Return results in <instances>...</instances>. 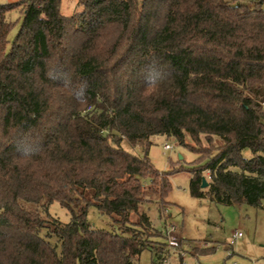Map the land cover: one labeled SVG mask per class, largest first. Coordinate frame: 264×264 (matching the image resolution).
<instances>
[{
  "label": "trees",
  "instance_id": "1",
  "mask_svg": "<svg viewBox=\"0 0 264 264\" xmlns=\"http://www.w3.org/2000/svg\"><path fill=\"white\" fill-rule=\"evenodd\" d=\"M61 2L18 5L9 50L15 7L0 6V264H136L154 244L164 253L140 207L151 197L165 216L171 176L185 170L154 167L156 136L198 154L194 198L263 209L264 0H79L72 16ZM54 202L69 223L50 215ZM91 206L112 231L89 223Z\"/></svg>",
  "mask_w": 264,
  "mask_h": 264
},
{
  "label": "rangeland",
  "instance_id": "2",
  "mask_svg": "<svg viewBox=\"0 0 264 264\" xmlns=\"http://www.w3.org/2000/svg\"><path fill=\"white\" fill-rule=\"evenodd\" d=\"M23 2L25 0H0V6L11 4L15 7L7 14V19L12 24L8 50L21 29L23 5H18ZM81 9L79 0L61 2V13L65 16H72ZM151 142L148 157L158 171L168 172L179 168L185 171L174 172L171 176L172 192L168 200L172 205L165 216L160 214L151 197L149 199L152 202L143 204L140 211L145 212L155 229L164 235L168 227H176L178 245L170 247L166 242L167 247L163 253L160 246L154 244L153 250L142 252L136 264H163V259H168L169 264H264V208L256 210L245 204L227 206L209 199L194 198L189 191L191 175L188 170L195 165L198 154L173 138L156 136ZM185 143L193 145L189 137L185 139ZM167 144L172 150H164ZM122 146L134 154H143L140 147L132 148L126 141ZM92 195L93 192L88 191L89 199ZM49 213L62 223L71 221V215L59 202H54L49 207ZM131 220L138 221V216L132 214ZM88 221L95 229L113 230L112 220L100 214L94 206L88 210ZM236 232L243 233V238L233 246H228ZM205 251L208 253L201 254Z\"/></svg>",
  "mask_w": 264,
  "mask_h": 264
},
{
  "label": "built area",
  "instance_id": "3",
  "mask_svg": "<svg viewBox=\"0 0 264 264\" xmlns=\"http://www.w3.org/2000/svg\"><path fill=\"white\" fill-rule=\"evenodd\" d=\"M164 149L166 150V151H168V150H171L172 149V147L170 146V145H165L164 146ZM177 235H178V232H177V230H176V227H174V226H172V227H168L167 228V230H166V232H165V239H166V242L168 243V245H170V247H176L177 245H178V237H177ZM241 238H243V233H241V232H236L235 234H234V236H233V238H232V240L230 241V243L228 244V246H233L234 245V243L237 241V240H239V239H241ZM174 249V248H173ZM175 250V249H174ZM163 264H169V262H168V259L166 260H164L163 259Z\"/></svg>",
  "mask_w": 264,
  "mask_h": 264
},
{
  "label": "water",
  "instance_id": "4",
  "mask_svg": "<svg viewBox=\"0 0 264 264\" xmlns=\"http://www.w3.org/2000/svg\"><path fill=\"white\" fill-rule=\"evenodd\" d=\"M180 159H182L181 156H180ZM207 186H208V183H207L206 179H203V185H202V187L203 188H206Z\"/></svg>",
  "mask_w": 264,
  "mask_h": 264
},
{
  "label": "clouds",
  "instance_id": "5",
  "mask_svg": "<svg viewBox=\"0 0 264 264\" xmlns=\"http://www.w3.org/2000/svg\"><path fill=\"white\" fill-rule=\"evenodd\" d=\"M25 155H28V153H27V152H25Z\"/></svg>",
  "mask_w": 264,
  "mask_h": 264
}]
</instances>
